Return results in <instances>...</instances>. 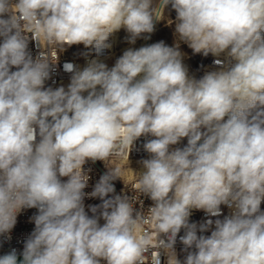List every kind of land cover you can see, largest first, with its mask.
Listing matches in <instances>:
<instances>
[{"label": "clouds", "instance_id": "1", "mask_svg": "<svg viewBox=\"0 0 264 264\" xmlns=\"http://www.w3.org/2000/svg\"><path fill=\"white\" fill-rule=\"evenodd\" d=\"M168 5L175 47L130 48L111 69L96 59L83 69L65 63L67 90L44 88L51 60L32 58L27 33L41 46L83 44L99 55L121 28L129 43L152 33ZM0 38V234L22 209H38L23 259L13 249L0 264H148L150 250V264H161V249L167 264H181L182 228L184 250L195 249L183 264H264V0H0ZM180 42L228 62L191 78ZM141 136L154 138L143 145L150 158L135 190L154 206L144 214L135 198H106L121 178L108 167L87 194L103 201L89 217L83 165L128 156ZM185 137V147L170 148ZM221 205L231 214L189 223L192 209L219 217Z\"/></svg>", "mask_w": 264, "mask_h": 264}, {"label": "built area", "instance_id": "2", "mask_svg": "<svg viewBox=\"0 0 264 264\" xmlns=\"http://www.w3.org/2000/svg\"><path fill=\"white\" fill-rule=\"evenodd\" d=\"M6 18V17H5ZM29 40H28V51L33 59H36L40 56L41 53H44L46 57H48L51 61V72H50V78L45 81L44 88L51 87L53 89H56L58 87H61L65 85L66 81L71 79V76L73 73L67 72L64 70L63 65L65 63H72L77 69H81L82 65L84 64L85 60L90 55H97L98 57H105L108 52L110 51V48L105 49L102 54H97L94 49L91 48H85L83 44H74L71 46H65L62 49V46H41L39 42L32 39V34L27 33ZM113 34L109 37L110 42ZM0 42H2V38H0ZM216 59L221 60L224 63L228 62V57L226 54H221L219 57L211 55L209 57V65L213 69V71H218L222 67V65H216L214 64V61ZM54 62V63H53ZM17 69L15 67L11 68V71H16ZM227 119V117H225ZM151 139L150 136H141L136 141H134V144L131 147V150L129 151L128 156L126 154L121 155L119 152L117 154H114L108 158L107 161L97 160L95 162L88 160L84 165L83 169L85 174L89 177L87 182V187L84 189V192L86 193L84 197V206L89 207L91 205H94L97 200H99V197H91L87 194L91 193L94 190L95 185L99 181L100 177L107 173V171L104 169V165L108 164V161H111L112 159H124V158H131V159H143L144 157H147L150 155L144 150V143ZM39 141V136H37V142ZM187 145V137L182 138L181 141L177 145H173L170 148H183ZM105 172V173H104ZM62 182L67 181V177H60ZM138 182V175L133 176L132 179L126 184V185H118L115 184L113 181V185L115 188L114 193H111L114 197L115 195H126L129 197L130 200L133 198L134 201V209L136 212H142L144 214H147L148 210L154 206V201L150 199V197L143 193H138L135 188L136 184ZM221 215L219 217H210L208 216L204 210H197L192 209L191 214L189 216V223H196L197 225H200L202 223H205L208 219L215 220L217 218L223 219L224 216H228L231 214L233 209H230L226 205H221ZM261 211H264V201H262L260 205ZM38 214V209L36 208H24L18 213L16 217V224L15 226L10 230L8 233L0 234V256H3L5 253L11 252L13 249L16 250L17 255L22 256V252L24 250V244L25 241L29 238L31 233L33 232L35 228L34 221L31 219L34 215ZM135 215V212H134ZM104 223H102L103 225ZM145 230H152V225L149 222V220L146 218L144 223ZM211 230H214V225L212 229H209L208 231L204 233L198 232V235H205L209 236L211 234ZM153 235L155 233L153 232ZM184 235V229L182 228L181 231L177 235L176 243L174 245V250L176 253V256L178 257L179 252L185 251V246L180 241V236ZM161 239H167L165 235H161ZM188 251H195L194 248L188 249ZM151 250L146 253V255L149 257L148 264H150L151 260ZM160 260L161 264H167L168 257L164 253V251L160 250ZM100 264H107L105 260H101Z\"/></svg>", "mask_w": 264, "mask_h": 264}, {"label": "rangeland", "instance_id": "3", "mask_svg": "<svg viewBox=\"0 0 264 264\" xmlns=\"http://www.w3.org/2000/svg\"><path fill=\"white\" fill-rule=\"evenodd\" d=\"M158 4V0H154V6ZM160 20H158L155 24L154 31L151 33L150 38V45L163 41L167 46L169 47H175L177 44V37L174 33L175 28V18H176V12L174 9L171 8V5H168L164 10L161 9L160 11ZM116 34V40L114 42L111 41V50L109 52V55L103 59H97V58H89L88 61H85L82 65L81 69L85 67V64H87L90 60L96 59L99 62L105 63L109 69H111L118 58H120L124 51L128 49H139L140 47L144 46L146 37L148 33L142 34L140 37H138L135 40V43H129V33L124 28H121L119 31L115 32ZM179 50L183 54V64L186 66L188 75L191 78L194 79H200L202 78L207 72L213 71L211 67L207 65L209 57L212 54H209L207 56H204L202 53H193L192 49L188 47V45L184 42L179 43ZM87 62V63H86ZM70 84V82L67 84ZM86 96L87 93H84ZM151 137V136H150ZM154 137H151L153 139ZM171 147V146H170ZM150 155L146 157L145 159H149ZM122 160V159H112L111 161H108V164L104 165V169L108 172L109 168L113 167H119L121 169V178L115 179L113 182L115 184H121V182L129 180L131 177L138 175L139 173H142L144 171L143 165L141 161L145 160ZM109 167V168H108ZM112 194L110 193L108 197L106 198H112ZM102 200L99 198V200L96 201L94 205H100L102 204ZM85 212L89 217H92L94 214L91 212L90 207L85 208ZM95 215H99V212ZM98 223L102 226V223H105L103 218L101 217L98 221ZM188 254V251H182L179 252L177 259L181 261V264H183V261L185 260L186 256Z\"/></svg>", "mask_w": 264, "mask_h": 264}, {"label": "bare ground", "instance_id": "4", "mask_svg": "<svg viewBox=\"0 0 264 264\" xmlns=\"http://www.w3.org/2000/svg\"><path fill=\"white\" fill-rule=\"evenodd\" d=\"M159 14H160V13H159ZM156 22H157V21H156ZM155 24H156V23H155ZM154 27H155V25H154ZM150 38H151V37H150ZM115 40H116V34L114 33L109 43H111V41L114 42ZM148 45H150V42H149V44H147V37H146V40H145L144 46H148ZM110 50H111V47H110ZM109 52H110V51H109ZM109 52H108L107 55H109ZM107 55H106L105 57H107ZM92 57L97 58V59H103V58H105V57H98L97 55H90V56L87 57V59H86L85 61H88L89 58H92ZM86 63H87V62H86ZM207 65L210 67L209 62L207 63ZM86 66H87V64H85V67H86ZM209 72H210V71H209ZM70 80H71V79H70ZM70 80L66 81V83H65V85H64V87H65L66 90H67V84L70 82ZM148 156H149V155H148ZM148 156H147V157H148ZM145 158H146V157H144L143 159H145ZM122 160H133V159H131V158H124V159H122ZM135 160H141V159H135ZM132 178H133V177H131L130 179H132ZM130 179L127 180V181L121 182V184H118V185H126V184L130 181Z\"/></svg>", "mask_w": 264, "mask_h": 264}, {"label": "water", "instance_id": "5", "mask_svg": "<svg viewBox=\"0 0 264 264\" xmlns=\"http://www.w3.org/2000/svg\"><path fill=\"white\" fill-rule=\"evenodd\" d=\"M160 11H161V9H159V13H160ZM155 23H156V20H154V25H155ZM150 37H151V33H148V35H147V44H149V42H150ZM5 254H7V253H5ZM17 256H18V262H19V260L23 259V257L21 255H17Z\"/></svg>", "mask_w": 264, "mask_h": 264}]
</instances>
